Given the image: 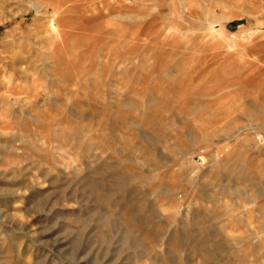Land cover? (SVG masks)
Wrapping results in <instances>:
<instances>
[{"label":"rangeland","instance_id":"rangeland-1","mask_svg":"<svg viewBox=\"0 0 264 264\" xmlns=\"http://www.w3.org/2000/svg\"><path fill=\"white\" fill-rule=\"evenodd\" d=\"M263 135L264 0H0V264H264Z\"/></svg>","mask_w":264,"mask_h":264},{"label":"bare ground","instance_id":"bare-ground-1","mask_svg":"<svg viewBox=\"0 0 264 264\" xmlns=\"http://www.w3.org/2000/svg\"><path fill=\"white\" fill-rule=\"evenodd\" d=\"M66 6H67V5H66ZM66 6H65V7H66ZM71 7H72V6H71ZM71 7H70V8H71ZM74 7H75V6H74ZM68 11H69V10H68ZM69 22H71V21H69ZM53 23H54V22H53ZM65 23H67V22H65ZM51 25H52V24H51ZM56 28H58V24L55 23V24H53V29H56ZM72 29H73V28H72ZM262 139H263L262 142H264V135L262 136Z\"/></svg>","mask_w":264,"mask_h":264}]
</instances>
